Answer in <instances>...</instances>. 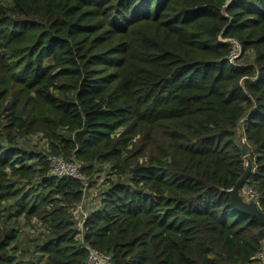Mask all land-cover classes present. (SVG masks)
Returning a JSON list of instances; mask_svg holds the SVG:
<instances>
[{
	"label": "trees",
	"instance_id": "16d2710c",
	"mask_svg": "<svg viewBox=\"0 0 264 264\" xmlns=\"http://www.w3.org/2000/svg\"><path fill=\"white\" fill-rule=\"evenodd\" d=\"M248 160L264 213V0H0V264H254Z\"/></svg>",
	"mask_w": 264,
	"mask_h": 264
},
{
	"label": "built area",
	"instance_id": "2783aa9c",
	"mask_svg": "<svg viewBox=\"0 0 264 264\" xmlns=\"http://www.w3.org/2000/svg\"><path fill=\"white\" fill-rule=\"evenodd\" d=\"M241 47L239 44H234V50L231 53L229 57L230 64L236 65L239 61V58L241 57ZM51 163V175L57 178L58 180H64V179H73L76 181H79L81 185L83 186L85 197L81 204H79L74 209V216L75 220L80 221L81 223H78L79 228L83 229V222L85 218L87 217L88 212V206H94L92 202L88 203L86 196H87V190L90 188V181L86 178V176L82 173L81 167L76 163H70L65 160L59 159V158H50ZM247 193V192H246ZM111 257L106 254H100L95 251H90V256L88 263L89 264H110ZM254 264H264V239L262 240V246L260 251L258 252L257 256L254 259Z\"/></svg>",
	"mask_w": 264,
	"mask_h": 264
},
{
	"label": "rangeland",
	"instance_id": "374dc122",
	"mask_svg": "<svg viewBox=\"0 0 264 264\" xmlns=\"http://www.w3.org/2000/svg\"><path fill=\"white\" fill-rule=\"evenodd\" d=\"M251 60V59H250ZM246 59L242 60V63H245ZM27 144L25 145V148L34 152V153H45L47 151V143L45 141H43V139L38 136L35 138H29V140H27ZM108 168V167H107ZM104 168L102 173L96 174L92 179H90L89 181L92 182L90 184V188L87 190V196L86 199L88 201V203L86 205L89 204V202H92V204H97L99 202L100 199V195L108 188V179L109 177L111 178V176L108 173V169ZM244 192H246V190H243ZM94 207V206H93ZM92 206H88V211H92ZM81 223L80 221H77V224ZM39 232H34L32 233V236L30 237V239H26L24 237V239L22 238L21 241V249L24 250L26 246H32V243L29 241H32V238H34L35 235H37ZM39 236V235H38ZM29 242V243H26Z\"/></svg>",
	"mask_w": 264,
	"mask_h": 264
},
{
	"label": "water",
	"instance_id": "95a60500",
	"mask_svg": "<svg viewBox=\"0 0 264 264\" xmlns=\"http://www.w3.org/2000/svg\"><path fill=\"white\" fill-rule=\"evenodd\" d=\"M242 153L245 158H248V151L246 149L245 143L242 144ZM252 169H253L252 163L250 162V160H248V167L246 169L245 174L239 180L235 188L230 191V194L232 197L233 207L237 211L241 213H245L253 218H256L261 222V224L263 225V229L259 232L258 236H259V239L263 240L264 239V213L260 210L258 204L255 201L253 200L246 201L242 195L243 188L252 173Z\"/></svg>",
	"mask_w": 264,
	"mask_h": 264
}]
</instances>
